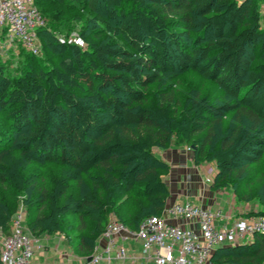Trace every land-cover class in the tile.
<instances>
[{"label":"trees","instance_id":"1","mask_svg":"<svg viewBox=\"0 0 264 264\" xmlns=\"http://www.w3.org/2000/svg\"><path fill=\"white\" fill-rule=\"evenodd\" d=\"M34 4L45 20L37 30L42 54L17 42L14 63L0 55V183L24 192L36 181L25 174L32 161L59 169L45 194L22 202L27 233L62 235L61 219L79 214L95 223L83 245L87 253L110 213L131 230L147 217L161 216L169 196L163 177L170 167L153 150L172 142L192 147L195 165L214 163V190L257 205L246 218L264 215V175L256 192L244 197L238 189L246 165L264 156V28L257 0ZM69 13L75 39L54 32ZM187 72L214 84L220 99L195 91L182 102L174 100L173 84ZM151 87L157 101L148 100ZM228 115L232 119L223 129ZM100 168L107 173L93 179L102 198L91 189L68 192L71 182ZM122 197L135 199L132 221L115 204ZM41 204L45 212L29 218L28 209ZM17 210L0 202L1 232H9ZM211 261L264 264V232L218 247Z\"/></svg>","mask_w":264,"mask_h":264},{"label":"built area","instance_id":"2","mask_svg":"<svg viewBox=\"0 0 264 264\" xmlns=\"http://www.w3.org/2000/svg\"><path fill=\"white\" fill-rule=\"evenodd\" d=\"M45 20L34 0H0V29L6 28L11 41L21 43L33 55L40 46L37 30ZM213 177H206L211 184ZM166 216L193 223L196 228H184L167 222L162 216L145 218L136 230L117 219L106 224L100 238L105 242L101 250L95 246L89 262L111 264L113 260H134L126 243L139 242L142 255L154 264H214V251L222 245H236L247 241L254 233L264 232V215L217 225L221 212L210 211L191 201L174 202L164 209ZM25 209L15 213L9 232L0 241L1 264H31L35 247L40 240L27 233L23 225Z\"/></svg>","mask_w":264,"mask_h":264},{"label":"rangeland","instance_id":"3","mask_svg":"<svg viewBox=\"0 0 264 264\" xmlns=\"http://www.w3.org/2000/svg\"><path fill=\"white\" fill-rule=\"evenodd\" d=\"M260 5V11L262 13L261 24L264 28V0H257ZM76 14H82V11L75 12ZM73 13H69L63 18L62 26H60L54 32H60L63 30L67 34V37L70 39H75L78 35V32L75 30L77 26L70 25L71 18ZM58 23V21H57ZM75 24V23H74ZM65 29L70 30V32H66ZM61 33V32H60ZM9 44L8 50H1V56L4 58H9L12 63L18 59V45L16 41H12ZM8 51V52H6ZM42 54V50H40V55ZM14 66V64H13ZM174 90V100H179L182 102L187 97H191L195 91L199 94H206L209 96L211 100H219L221 97L220 90L211 82L204 80L198 74L187 72L179 77V79L173 84ZM148 100H158V93L155 88L151 87L147 91ZM181 100V101H180ZM175 110L180 109V105H174ZM232 115L226 116L222 121V128L230 123ZM0 124H3L2 118L0 116ZM175 145V142H172L171 145ZM170 145V146H171ZM177 145V144H176ZM170 146L166 148L169 150ZM186 150V152L193 159V148L188 145H178ZM165 150V149H160ZM157 149H154L155 153ZM193 162V160H192ZM195 165V163L193 162ZM208 165L207 168L202 170L203 177L212 178L214 175L215 167L212 163H205L204 166ZM210 168V169H209ZM34 174L36 177V181L34 185L29 186L24 192H16L12 188H10L6 184L0 183V202L5 207L6 210L11 211L14 209L24 208L22 202L27 200V198L38 195L45 194L52 185L53 179L58 175L59 169L57 165L49 164L43 165L36 161H32L28 166L25 174ZM105 168H100L96 172H90L84 174L80 177L78 181L71 182L69 185L68 192L74 195H80L83 191L91 189L95 190L98 194L99 198L103 197L102 190L94 184V175H99L104 177L106 174ZM264 175V156L259 158V160L251 165H246L245 172L242 174L240 184L238 185V189L242 195L247 196V192H256L260 189L262 184V177ZM234 177V176H233ZM233 177H229L227 182L234 181ZM233 183V182H232ZM134 198L131 197H122L120 200L116 201V206L118 207V211L124 212L126 214V221H132V210L134 207ZM245 204H254V203H245ZM45 205H36L28 209V217L35 218L40 214L45 212ZM114 213H110L109 220L116 219ZM62 225L64 226L65 233L62 235L54 234L51 237L44 234L41 236H35L40 240V247H35L33 250V255L31 258V264H93L87 261V257H89L93 251L95 246L89 251L85 252L84 246L86 244V239L90 236V230L94 228L95 223L87 217H84L79 214L68 215L63 217ZM104 225L101 226L103 228ZM7 233H3L0 231V241L6 236ZM34 235H36L34 233ZM70 236L71 240H68ZM69 241L71 245H68L66 242ZM96 245V244H95ZM126 262V261H125ZM125 262L120 261H112L111 264H121ZM98 264H105V262H99ZM127 264V263H126Z\"/></svg>","mask_w":264,"mask_h":264},{"label":"crops","instance_id":"4","mask_svg":"<svg viewBox=\"0 0 264 264\" xmlns=\"http://www.w3.org/2000/svg\"><path fill=\"white\" fill-rule=\"evenodd\" d=\"M10 42L12 41L8 37L7 29H0V53L2 49L8 50L10 47L8 43ZM154 154L170 167L169 173L163 177L169 190V196L163 209L174 202L191 201L210 211H220L222 219L216 221L217 225L224 223L230 225L234 221L246 219V213L255 211L258 208L256 204L250 205L236 202L232 193L229 191L214 190L212 183H206L202 174V170L207 168L208 165L204 166L205 163L194 165L191 156L181 146L173 144L169 150L157 149ZM212 164L214 165V163ZM161 216L169 223L177 224L184 228H196L191 222L166 216L164 210ZM104 245V240L99 237L95 246H98L99 250H101ZM126 246L134 260H129L121 264H154L152 260L144 258L139 242L128 241Z\"/></svg>","mask_w":264,"mask_h":264},{"label":"water","instance_id":"5","mask_svg":"<svg viewBox=\"0 0 264 264\" xmlns=\"http://www.w3.org/2000/svg\"><path fill=\"white\" fill-rule=\"evenodd\" d=\"M87 261H89V258H87Z\"/></svg>","mask_w":264,"mask_h":264}]
</instances>
